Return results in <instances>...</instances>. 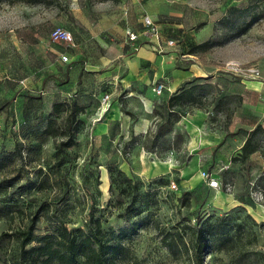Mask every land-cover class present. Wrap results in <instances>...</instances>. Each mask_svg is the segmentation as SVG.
Returning <instances> with one entry per match:
<instances>
[{"label": "rangeland", "instance_id": "rangeland-1", "mask_svg": "<svg viewBox=\"0 0 264 264\" xmlns=\"http://www.w3.org/2000/svg\"><path fill=\"white\" fill-rule=\"evenodd\" d=\"M145 16L157 25L158 41L144 34ZM58 27L71 32L74 44L49 40ZM127 30L137 35L135 42ZM110 39L125 41L123 58L109 57ZM171 39L175 46L168 47ZM133 46L146 53L142 61ZM171 62L190 74L201 68L259 80L248 69L264 66V0H0V264L17 258L15 233L34 213L40 235L61 224L86 229L97 219L104 232L118 233L147 215H135L146 200L148 228L127 242L134 259L124 264H193L187 257L172 260L159 232L207 220L243 242L255 236L253 251L264 254V118L256 124L263 130L251 138L256 158L231 157L224 166L212 151H201L203 165L195 164L181 119L200 110L210 128L225 129L242 100L192 74L181 85L194 87L197 102L174 122L167 109L176 91L168 83ZM108 69L119 74L103 77ZM157 83L165 86L159 94L152 90ZM113 104L131 119H148L147 134L117 136L120 122L105 121ZM158 130L163 134L155 136ZM241 131L248 138L250 131ZM172 151L179 168L170 161ZM110 165H124L131 182L110 188ZM162 166L170 168L163 172ZM202 168L218 177V188L207 191ZM228 263L224 251L204 252L203 264Z\"/></svg>", "mask_w": 264, "mask_h": 264}, {"label": "trees", "instance_id": "trees-1", "mask_svg": "<svg viewBox=\"0 0 264 264\" xmlns=\"http://www.w3.org/2000/svg\"><path fill=\"white\" fill-rule=\"evenodd\" d=\"M198 78L200 77H195V79ZM188 83L186 82V84ZM193 88L181 85L169 97L167 109L168 113L174 116V122L179 121L180 117L187 113L184 108L189 102H197ZM193 106L202 109L201 104ZM132 120L134 119L132 118ZM259 129L263 130L260 125H257L249 132L248 138L240 147V153L237 157H233L232 161L245 162L250 154L257 150L258 147L251 138ZM161 134L163 133L158 130L155 136ZM143 146L151 152L149 144H143ZM107 172L110 188H113L115 184L127 185L131 182L117 166H108ZM144 196L149 198L150 194L146 192ZM149 205L146 200L144 207L135 214L139 215L146 211L147 215L142 220L131 222L129 227L120 229L118 233L114 231L104 232L101 229L100 221L97 219L92 227L86 224V229L78 228L69 231L61 224L51 232L40 235L36 233V222L39 220V215L34 213L30 220L15 233L19 245L18 259L12 260L11 264L129 263L134 259V255L127 242L140 230L148 228L147 220L152 215ZM223 226L216 221L207 220L201 226L184 225L181 228L161 230L159 238L174 261H180L187 257L193 264H203L204 252L224 251L229 257L228 264H264V254L253 251L255 236L253 239L243 242L239 236L238 238L231 237L228 233L229 230H225ZM237 228L240 234L244 233L242 225L238 224ZM187 233L188 238H186ZM252 255H254V259L251 258Z\"/></svg>", "mask_w": 264, "mask_h": 264}, {"label": "crops", "instance_id": "crops-1", "mask_svg": "<svg viewBox=\"0 0 264 264\" xmlns=\"http://www.w3.org/2000/svg\"><path fill=\"white\" fill-rule=\"evenodd\" d=\"M106 43L110 46V50H112V53H109V57H119L123 58V54L125 50L123 48L127 45L125 41L119 44H114L113 41L106 40ZM126 45H125V44ZM132 47V46H129ZM121 49V50H120ZM125 49V48H124ZM134 49V48H133ZM133 49L130 51H133ZM128 51V50H127ZM137 53L135 55V59L141 60L145 56V52L143 49H136ZM127 53V52H126ZM109 59V58H108ZM172 63V62H171ZM170 63V64H171ZM116 68V67H115ZM105 70L102 74L105 77L106 75L113 77L116 74H119V72H116L115 69L111 70ZM192 70V69H190ZM258 70V78L259 80H255V78H252L254 80H250L247 78L239 77L234 78L229 75L220 74V73H211L210 70L206 69H199V72L197 73L195 70L192 72L190 71L194 77H205L212 80V84L215 85L219 90L222 91L224 95H239L241 97L242 103V109L240 112H235L231 118L230 122L228 124V127L225 129L220 128H210L207 123V117L206 113L200 110H197L198 113L194 114L193 116H190L188 118H182L180 123H182V130L184 134L186 135L187 139H193L192 143L187 142V148L190 150H195L193 153H195L192 157L193 161H195V164L200 161H197V155L201 151L208 153L209 151L213 152V158L214 161H217L220 165L223 164L226 165V162H229V158L231 157H237L240 153L239 149L243 145L244 141L247 138V135L245 133L238 132L239 130H248L251 131L256 124L262 122L264 118V104L261 102V99L264 98V66L261 67V69ZM101 73V72H99ZM192 74L189 72L182 70L180 68H177L173 66V63L170 65V74L168 79H170L169 88L171 90L177 89L186 79H188ZM233 76H237L232 74ZM251 77H254L250 75ZM256 77V78H257ZM108 77H106L107 79ZM128 86H131L132 82H126ZM108 85L111 86L113 89L114 81H108ZM254 100V101H253ZM110 115L107 116V119H105L106 122L109 120H117L119 121V130L116 132L117 136L126 137L129 132H133L135 135H140L143 133H146L149 129V120L144 117H138L134 120H132L128 115L122 114L120 110L118 109L117 105L113 104L111 110L109 111ZM263 124V123H262ZM108 130V127L105 126L103 129H101L100 134H105ZM198 135H201L202 138H198ZM193 145V149L191 146ZM175 151H172L170 154L171 160L174 161V164L179 168L181 167V162L176 161L173 158V154ZM176 153V152H175ZM256 151L250 154L249 160H253L256 158ZM212 158V159H213ZM173 159V160H172ZM203 165V161H200V165ZM171 163V162H169ZM127 166V165H125ZM122 170H125L124 165H121ZM170 167L162 166L160 167V171H166ZM204 169L202 168V171L200 172V178H202V172ZM164 174V173H163ZM212 177L216 178L218 180V177L215 176L214 173H210ZM219 181V180H218ZM203 186L207 188V191L209 192L210 189H213L207 185V183L203 180L202 181Z\"/></svg>", "mask_w": 264, "mask_h": 264}, {"label": "built area", "instance_id": "built-area-1", "mask_svg": "<svg viewBox=\"0 0 264 264\" xmlns=\"http://www.w3.org/2000/svg\"><path fill=\"white\" fill-rule=\"evenodd\" d=\"M143 25L145 27V33L144 34L146 36L153 37L158 41V39H159L158 27L150 19L149 16H145L143 18ZM126 36L130 42H135L138 38L137 35L131 30L126 31ZM49 40L51 42H59V43H63L66 45H72L75 42L74 37L71 34V32L65 28H62V27H58L57 29L50 31ZM131 45H133V44H131ZM166 45L168 47H173V46H175V42L171 39V40L166 42ZM133 48L135 50L137 49L136 46H133ZM60 58L62 61L68 60V57L66 55H61ZM248 72L252 76H255V77L258 76V70L255 68L248 69ZM163 89H165V86L162 83H157L154 87H152L153 92H155L156 94L161 93ZM202 178L207 183V185L209 187H212V188H218L219 187V181L216 178L212 177V175L210 173L203 171L202 172ZM171 187L175 188V184L172 183Z\"/></svg>", "mask_w": 264, "mask_h": 264}, {"label": "bare ground", "instance_id": "bare-ground-1", "mask_svg": "<svg viewBox=\"0 0 264 264\" xmlns=\"http://www.w3.org/2000/svg\"><path fill=\"white\" fill-rule=\"evenodd\" d=\"M103 188L104 190L106 189V186H107V176L104 174V177H103Z\"/></svg>", "mask_w": 264, "mask_h": 264}]
</instances>
